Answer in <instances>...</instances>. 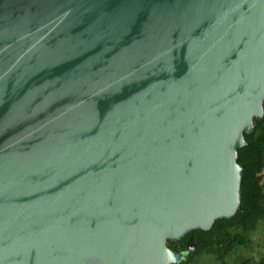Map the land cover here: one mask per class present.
<instances>
[{
	"label": "water",
	"instance_id": "water-1",
	"mask_svg": "<svg viewBox=\"0 0 264 264\" xmlns=\"http://www.w3.org/2000/svg\"><path fill=\"white\" fill-rule=\"evenodd\" d=\"M263 117L264 0H0V264H177Z\"/></svg>",
	"mask_w": 264,
	"mask_h": 264
},
{
	"label": "trees",
	"instance_id": "trees-1",
	"mask_svg": "<svg viewBox=\"0 0 264 264\" xmlns=\"http://www.w3.org/2000/svg\"><path fill=\"white\" fill-rule=\"evenodd\" d=\"M238 151L243 166L239 210L230 218L216 220L208 231H190L181 239L170 241L169 246L180 252H185L190 237L200 242L177 264H195V257L205 252L225 263L234 249L249 246L250 232L264 222V117L256 119L254 128L245 132V144ZM238 264H264V256H249Z\"/></svg>",
	"mask_w": 264,
	"mask_h": 264
},
{
	"label": "rangeland",
	"instance_id": "rangeland-1",
	"mask_svg": "<svg viewBox=\"0 0 264 264\" xmlns=\"http://www.w3.org/2000/svg\"><path fill=\"white\" fill-rule=\"evenodd\" d=\"M264 176V169H263ZM251 243L249 246H239L228 255L226 262L217 261L215 257L209 253L198 254L195 257V264H238L249 256L260 258L264 256V222L257 229L250 232Z\"/></svg>",
	"mask_w": 264,
	"mask_h": 264
}]
</instances>
